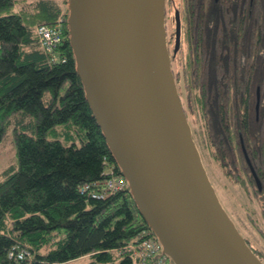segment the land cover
<instances>
[{
  "label": "trees",
  "instance_id": "trees-1",
  "mask_svg": "<svg viewBox=\"0 0 264 264\" xmlns=\"http://www.w3.org/2000/svg\"><path fill=\"white\" fill-rule=\"evenodd\" d=\"M25 2L0 0V144L16 122L18 157L0 174V264H61L85 255L88 264H136L131 245L157 237L129 188L105 199L81 191L123 174L85 96L68 23L57 49L63 60L54 62L35 32L38 24L56 25L64 10L55 0ZM193 2L192 49L176 77L187 86L215 166L257 196L264 217V0ZM204 37L211 42L206 56ZM17 246L31 256L9 257Z\"/></svg>",
  "mask_w": 264,
  "mask_h": 264
},
{
  "label": "water",
  "instance_id": "water-1",
  "mask_svg": "<svg viewBox=\"0 0 264 264\" xmlns=\"http://www.w3.org/2000/svg\"><path fill=\"white\" fill-rule=\"evenodd\" d=\"M67 6L85 96L163 252L174 264H264L223 206L195 141L172 67L166 0ZM180 41L178 17L175 52ZM260 99L258 86L257 114Z\"/></svg>",
  "mask_w": 264,
  "mask_h": 264
},
{
  "label": "rangeland",
  "instance_id": "rangeland-1",
  "mask_svg": "<svg viewBox=\"0 0 264 264\" xmlns=\"http://www.w3.org/2000/svg\"><path fill=\"white\" fill-rule=\"evenodd\" d=\"M33 1L34 0H26V2L22 5L24 7L25 6L30 7ZM55 1H57L63 8L64 10L63 15L64 16L67 15L68 14V6H67L68 0H55ZM167 19H168V14H167ZM59 23L62 26H64V21L59 22ZM166 27H167L168 43L170 47V41H171L170 35L174 34L175 31H174V26L172 22L167 23ZM186 33L184 34L183 32L182 41H181L182 44H181V48H179V51L174 52L173 47L169 48L171 56H172V67H173L175 77L178 74V72L182 68H184V65L186 64V57H187V52H188L187 48H188L189 39H191L190 38L191 36L189 37V35ZM208 39L209 41H211V36H209ZM209 41H207L204 46L205 51L207 52H209V49L211 47V42ZM176 80H177L178 89H179V93L181 96L183 106L185 108L188 119L192 126L195 141L199 147L204 164L209 173L210 179L213 185L215 186V189L219 195V198L223 206L225 207L227 212L230 214L231 218L235 221V223L237 224V226L239 227L243 235L246 238L248 237L250 239L252 243L251 245L253 247L259 248L264 251V235L258 229V225H257V223H260V226L264 227V217L262 215L263 213L262 202L259 199H257L256 198L257 196L255 195H254L255 197L254 196L251 197L243 186L235 182L231 177L224 174V172H222L221 169L215 166L214 162L212 161L211 156L208 153V150L205 148V145L202 141L203 135L201 132V127H200L201 121L198 120L197 119L198 117L195 116V114H193L189 110V107H188L189 105L188 96L189 95L187 93L188 92L187 86L184 85L185 87H182L180 80L178 78ZM67 85L68 83L66 84V86ZM66 86L63 87L62 89L63 92ZM15 125H16V122L11 123L10 128H9V134L7 135L5 140L0 144V174L4 168L8 167L12 163H17L18 161L17 146L13 139V134H14L13 127ZM62 127L63 126H58V129H62ZM27 130L30 131L29 128ZM63 140L65 141L64 138ZM262 257L264 261V252L262 254ZM91 260H92V256L85 255V256H82L77 259H73L69 262L61 263V264H88ZM172 264L174 263L172 262Z\"/></svg>",
  "mask_w": 264,
  "mask_h": 264
},
{
  "label": "built area",
  "instance_id": "built-area-1",
  "mask_svg": "<svg viewBox=\"0 0 264 264\" xmlns=\"http://www.w3.org/2000/svg\"><path fill=\"white\" fill-rule=\"evenodd\" d=\"M67 21V15H60L55 26L37 25L35 32L40 46L47 52L52 53V60H63L56 49L62 44L65 35L63 26L59 23ZM113 174V173H111ZM128 187V181L124 175H111L102 184L93 187L92 183H85L81 188L82 192H89L92 197L105 199L117 191ZM135 248L136 264H172L169 257L163 252L161 242L157 238H147L137 245H131ZM31 252L26 247H14L9 251V257H15L16 260H23L30 257Z\"/></svg>",
  "mask_w": 264,
  "mask_h": 264
},
{
  "label": "flooded vegetation",
  "instance_id": "flooded-vegetation-1",
  "mask_svg": "<svg viewBox=\"0 0 264 264\" xmlns=\"http://www.w3.org/2000/svg\"><path fill=\"white\" fill-rule=\"evenodd\" d=\"M193 1L194 0H166V25H167V23L172 22V24L174 26V31H175L174 34L170 35V40H171L170 41V47H173L174 52H175V46H176V33H177V19H178V17H179L180 22H181V41H182L183 32H184V34L187 32L186 34H188L189 37L193 33V22L191 19L192 14H190V11H189L192 8V5L194 3ZM207 1H209V0H207ZM202 2H203V0H202ZM206 5H208V3L205 4V6ZM167 14H168V19H167ZM167 20H168V22H167ZM183 20H184V22H183ZM206 38L207 37L203 38V40H205V42H206ZM181 41H180L179 48H181V44H182ZM179 48L177 51H179ZM187 49H188L187 55H189L190 50L192 49V40L191 39H189ZM200 53L202 56H206V54L208 52L202 51ZM203 64H204V67L207 66L206 60L203 62Z\"/></svg>",
  "mask_w": 264,
  "mask_h": 264
},
{
  "label": "bare ground",
  "instance_id": "bare-ground-1",
  "mask_svg": "<svg viewBox=\"0 0 264 264\" xmlns=\"http://www.w3.org/2000/svg\"><path fill=\"white\" fill-rule=\"evenodd\" d=\"M38 25H49V26H55V25H50V24H46V23H41V24H38ZM131 245V244H130Z\"/></svg>",
  "mask_w": 264,
  "mask_h": 264
}]
</instances>
